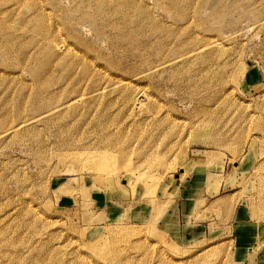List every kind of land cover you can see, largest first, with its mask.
<instances>
[{
  "label": "rangeland",
  "instance_id": "374dc122",
  "mask_svg": "<svg viewBox=\"0 0 264 264\" xmlns=\"http://www.w3.org/2000/svg\"><path fill=\"white\" fill-rule=\"evenodd\" d=\"M261 260L264 0H0V264Z\"/></svg>",
  "mask_w": 264,
  "mask_h": 264
},
{
  "label": "bare ground",
  "instance_id": "6f19581e",
  "mask_svg": "<svg viewBox=\"0 0 264 264\" xmlns=\"http://www.w3.org/2000/svg\"><path fill=\"white\" fill-rule=\"evenodd\" d=\"M10 47V46H9ZM127 84V83H126ZM125 89V88H124ZM103 91V90H102ZM214 94V93H213ZM212 94V95H213ZM215 95V94H214ZM213 95V96H214ZM146 96V95H145ZM212 97V96H211ZM215 97V96H214ZM81 98V97H80ZM128 98V97H127ZM75 101V100H74ZM73 102V101H72ZM71 103V102H70ZM66 104V106H68V104L69 103H65ZM134 107V106H133ZM54 108V107H53ZM56 108V107H55ZM51 110V109H50ZM62 112V111H61ZM108 112V111H107ZM101 113H102V111H101ZM106 114V113H105ZM110 114V113H109ZM88 117V116H87ZM100 117V116H99ZM210 120V119H209ZM161 122V121H160ZM156 124H157V121H156ZM102 127V126H101ZM109 127V126H108ZM103 129V128H102ZM116 129V128H115ZM154 129V128H153ZM97 130V129H96ZM118 131H119V129H118ZM111 132H112V130H111ZM118 133V132H117ZM99 134V133H98ZM106 134V133H105ZM120 135V134H119ZM127 135V134H126ZM103 136H104V134H103ZM106 136V135H105ZM108 136H110V134H109V132H108ZM108 136H106L107 138V140H108ZM124 137V136H123ZM92 138H93V136H92ZM121 138V137H120ZM120 138L118 139V140H116V142L117 141H119L120 140ZM219 138V137H218ZM90 139V138H89ZM97 139V138H96ZM101 140V139H100ZM106 140V141H107ZM123 140V139H122ZM125 140V139H124ZM137 140V139H136ZM91 141V140H90ZM92 142V141H91ZM126 142H129V141H126ZM125 143V142H124ZM94 144V143H93ZM105 144V143H104ZM111 144V143H110ZM115 144V143H114ZM90 145V144H89ZM89 145H87L88 147H89ZM96 145V144H95ZM109 145V144H108ZM124 145V144H123ZM141 145V144H140ZM84 146V145H83ZM83 146H82V148H83ZM87 146H86V148H87ZM92 147H93V145H91ZM100 146V145H99ZM119 146V145H118ZM125 146V145H124ZM79 147V146H78ZM95 147V146H94ZM104 147V146H103ZM139 147V149H140V146H138ZM161 147V146H160ZM86 148H83V149H86ZM90 148V147H89ZM108 148V147H107ZM107 148L105 149V151L107 150ZM112 148V147H111ZM111 148H109V149H111ZM115 148V147H114ZM113 148V149H114ZM118 147H116L115 149H117ZM123 148V147H122ZM77 149V148H76ZM114 149V150H115ZM119 149V148H118ZM136 149H138V148H136ZM94 150V149H93ZM100 150H102V149H100ZM125 150V149H124ZM127 150H128V148H127ZM84 151V150H83ZM109 151V150H108ZM112 151V150H111ZM117 152V151H116ZM125 152V151H124ZM142 152V151H141ZM117 153H120L119 152V150H118V152ZM126 153V152H125ZM125 153H123V151H122V154H125ZM144 153V152H143ZM153 154V153H152ZM105 156H106V154H105V152L104 153H100V152H89V154L87 155V157H88V160L90 161V162H92L91 163V165L93 166V169H95L96 170V172H98V174H102V173H109V174H111L112 172V170L111 169H109V168H106L107 166L105 165V164H103V161H102V158L104 159L105 158ZM147 156V155H146ZM111 162V161H110ZM121 162V161H120ZM114 164H116V163H114ZM119 165V164H118ZM114 166V165H113ZM112 166V167H113ZM123 167H125L124 165H123ZM114 168H116V167H114ZM120 169V168H119ZM122 169V168H121ZM127 171H128V169H127ZM125 172V171H124ZM131 172V171H130ZM130 174H133V172L132 173H130ZM106 175V174H105ZM122 176V175H121ZM141 176V175H140ZM137 177H139V176H137ZM113 179V178H112ZM126 181V180H125ZM176 180H175V182H173L174 183V185L172 186L173 188H174V186L176 185ZM172 183V182H171ZM127 184H129V183H127ZM127 184H124V186L125 185H127ZM132 184V183H131ZM157 184L158 183H156L155 185H153V187H152V190L154 189H156V186H157ZM40 185V184H39ZM114 185V184H113ZM135 186V185H134ZM173 188H171V189H173ZM115 189V188H114ZM156 191V190H155ZM150 193H152L153 195L155 194V192H151V190H150ZM146 194V193H145ZM151 194V195H152ZM167 194V193H166ZM152 195V196H153ZM156 195V194H155ZM143 196H144V194H143ZM155 197V196H154ZM153 197V198H154ZM149 198V199H148ZM151 200V198L150 197H147L146 198V202H145V205H146V207L148 206V207H152L153 208V206H154V204H155V202H156V198H155V200H154V202L153 201H151V203H149L148 201H150ZM83 202V201H82ZM81 202V203H82ZM133 202V201H132ZM93 203V202H92ZM115 204H118L117 203V201L115 202ZM120 204H121V202H120ZM132 204V203H131ZM129 205V204H128ZM159 206V205H158ZM157 206V207H158ZM145 207V206H144ZM103 208V207H102ZM99 220V219H98ZM92 223V222H91ZM96 243H98L97 241L94 243V245L96 244ZM46 251V250H45ZM47 252V251H46ZM40 253V252H39ZM43 253V252H42ZM112 255V254H111Z\"/></svg>",
  "mask_w": 264,
  "mask_h": 264
},
{
  "label": "crops",
  "instance_id": "0c3cea01",
  "mask_svg": "<svg viewBox=\"0 0 264 264\" xmlns=\"http://www.w3.org/2000/svg\"><path fill=\"white\" fill-rule=\"evenodd\" d=\"M180 191H182V189H180ZM250 249L251 248H248L247 251L238 249L234 253V257L236 258V261L240 262V263L247 262L249 260V258H250L251 253H253L252 249L251 250ZM260 263H264V260H261Z\"/></svg>",
  "mask_w": 264,
  "mask_h": 264
}]
</instances>
